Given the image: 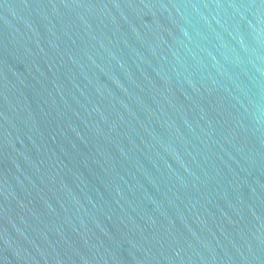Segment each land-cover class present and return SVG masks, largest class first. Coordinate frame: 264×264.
I'll use <instances>...</instances> for the list:
<instances>
[{"label":"water","instance_id":"1","mask_svg":"<svg viewBox=\"0 0 264 264\" xmlns=\"http://www.w3.org/2000/svg\"><path fill=\"white\" fill-rule=\"evenodd\" d=\"M0 264H264V0H0Z\"/></svg>","mask_w":264,"mask_h":264}]
</instances>
